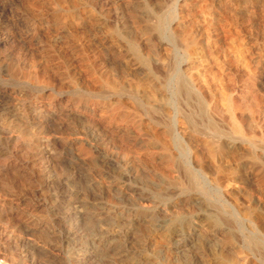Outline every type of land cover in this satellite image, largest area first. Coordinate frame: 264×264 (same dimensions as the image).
<instances>
[{
	"label": "rangeland",
	"instance_id": "374dc122",
	"mask_svg": "<svg viewBox=\"0 0 264 264\" xmlns=\"http://www.w3.org/2000/svg\"><path fill=\"white\" fill-rule=\"evenodd\" d=\"M0 264H264V0H0Z\"/></svg>",
	"mask_w": 264,
	"mask_h": 264
},
{
	"label": "bare ground",
	"instance_id": "6f19581e",
	"mask_svg": "<svg viewBox=\"0 0 264 264\" xmlns=\"http://www.w3.org/2000/svg\"><path fill=\"white\" fill-rule=\"evenodd\" d=\"M169 6H170V5H169ZM171 6H172V5H171ZM174 6H175V5H174ZM155 17H156V15H155ZM162 17H164V16H162ZM162 19H163V18H162ZM174 22H175V21H174ZM172 23H173V22H172ZM168 25H169V24H168ZM171 25H172V24H171ZM163 26H165V25H162V23L159 21V22H157V25H156L157 28H156V29H158V30H162V29H163ZM165 30H167V29L165 28ZM159 33H160V32H159ZM162 34H163V32H162ZM170 68H171V67H170ZM172 68H173V66H172ZM177 69H178V68H177ZM167 75H168V74H167ZM168 77H169V76H168ZM168 77H167V78H168ZM176 77H177V76H176ZM167 78H166V79H167ZM170 80H171V79H170ZM172 80H173V79H172ZM172 83H173V82H172ZM172 83H171V85H172ZM165 84H166V83H165ZM186 86H187V85H186ZM152 106H153V105H152ZM155 110H156V109H155ZM155 110H153V111H155ZM171 120H172V119H171ZM138 122H139V121H138ZM138 122H137V126H139V125H138ZM140 122H141V121H140ZM210 123H211V122H210ZM210 123H209V124H210ZM212 123H213V122H212ZM135 125H136V123H135ZM140 125H141V124H140ZM137 126H136V127H137ZM141 126H142V125H141ZM209 126H210V125H209ZM214 126H215V125H214ZM207 127H208V126H207ZM210 127H211V126H210ZM214 128H215V127H214ZM218 129H220V128H218ZM234 131H235V133H241L242 129L240 128V126H239L238 124L235 123V124H234ZM217 133H218V132H216V134H217ZM238 135H239V134H238ZM241 135H242V134H241ZM241 135H239V136H241ZM186 168H187V167H186ZM187 169H188V168H187ZM189 172H191V171H189ZM193 175H194V174L192 173V176H193ZM195 179H196V178H195ZM197 186L200 187L198 184H197ZM201 186H202V185H201ZM200 188H201V187H200ZM200 188H199V189H200ZM201 189H202V188H201ZM203 189H204V188H203ZM79 211H80V210H79ZM81 211H82V210H81ZM77 212H78V211H77ZM82 215H83V214H82ZM81 218H82V217H81ZM102 218H103V217H102ZM100 219H101V217H100ZM97 220H98V219H97ZM104 220H105V219H104ZM110 220L112 221V218H111ZM215 220H216V219H215ZM111 221H110V222H111ZM97 222H98V221H97ZM97 222H96V223H97ZM100 222H101V220H100ZM100 222H99V223H100ZM104 222L107 223V221H104ZM104 222H101V223L104 224ZM76 223H77V222H76ZM78 223H79V222H78ZM82 223H83V222H82ZM96 223H95V224H96ZM108 223H109V222H108ZM95 224H94V226H95ZM97 224H98V223H97ZM75 225H76V224H75ZM79 225H80V224H79ZM101 225H102V224H101ZM105 226H106V225H105ZM109 226H110V225H109ZM111 226H113V225H111ZM96 227H97V226H96ZM80 228H81V227H80ZM97 228H98V227H97ZM97 228H96V229H97ZM101 228H102V226H101ZM110 229H112V228H110ZM93 230H94V229H93ZM98 230H99V229H98ZM101 231H102V229H101ZM110 231H111V230H110ZM113 231H114V230H113ZM79 232H80V231H79ZM91 232H92V231H91ZM89 233H90V231H89ZM93 233H94V231H93ZM106 233H107V230H106ZM114 233H115V232H114ZM73 234H74V233H73ZM78 234H79V233H78ZM103 234H104V233H103ZM76 235H77V234H76ZM88 235H89V234H88ZM117 235H118V234H117ZM90 236H91V235H90ZM92 236H93V235H92ZM102 236H103V235H102ZM105 236H106V235H105ZM94 237H95V236H94ZM106 237H107V236H106ZM109 237H111V236H109ZM113 237H114V236H113ZM99 238H101V237L99 236ZM116 238H117V236H116ZM91 239H92V238H91ZM107 239H108V238H107ZM114 239H115V238H114ZM114 239H113V240H114ZM248 239L253 241L252 238H247V241H248ZM94 240H95V239H94ZM102 240H103V239H102ZM103 241H104V240H103ZM107 241H108V240H107ZM104 242H106V241H104ZM114 242H115V241H114ZM253 242H254V241H253ZM102 243H103V242H102ZM116 243H117V242H116ZM118 243H119V242H118ZM257 243H259V242H257ZM257 243L255 242V245H256ZM105 244H106V243H105ZM110 244H111V243H110ZM106 245H107V244H106ZM111 245H112V244H111ZM118 245H119V244H118ZM108 246H109V245H108ZM108 246H107V247H108ZM109 248H110V246H109Z\"/></svg>",
	"mask_w": 264,
	"mask_h": 264
}]
</instances>
